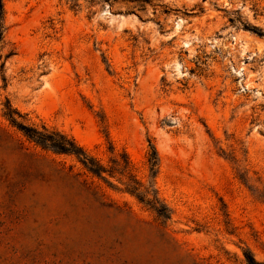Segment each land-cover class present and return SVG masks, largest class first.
<instances>
[{
    "label": "rangeland",
    "instance_id": "374dc122",
    "mask_svg": "<svg viewBox=\"0 0 264 264\" xmlns=\"http://www.w3.org/2000/svg\"><path fill=\"white\" fill-rule=\"evenodd\" d=\"M2 1L0 264H264V0Z\"/></svg>",
    "mask_w": 264,
    "mask_h": 264
},
{
    "label": "trees",
    "instance_id": "16d2710c",
    "mask_svg": "<svg viewBox=\"0 0 264 264\" xmlns=\"http://www.w3.org/2000/svg\"><path fill=\"white\" fill-rule=\"evenodd\" d=\"M4 22H5V11L3 1L0 0V45L4 37ZM5 115L9 120L18 125L28 137V139L34 141L44 149H52L59 153H67L74 155L90 172L93 176L100 179H105L106 174L113 175L114 168L109 169L99 160L87 153L83 147H81L72 137L61 133L59 131H49L47 128L40 130L37 127L29 126L19 120L22 114L12 107L11 103L7 101ZM148 164L150 166L151 173L153 176L158 172L159 167V155L155 146L151 145V151L148 155ZM118 165H120L118 163ZM121 174H124L129 170V161L125 159L122 165ZM126 191L136 196L141 203H144L150 209L157 213L158 217L166 221L171 218V209L165 204L162 199L158 196L156 189L144 186L143 183L138 181L133 175H130L129 182L126 187ZM264 198V192L262 194ZM248 264H258L254 257L248 256Z\"/></svg>",
    "mask_w": 264,
    "mask_h": 264
}]
</instances>
